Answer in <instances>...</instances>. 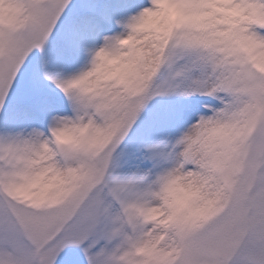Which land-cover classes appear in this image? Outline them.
I'll use <instances>...</instances> for the list:
<instances>
[{
	"label": "snow or ice",
	"instance_id": "6c2138e0",
	"mask_svg": "<svg viewBox=\"0 0 264 264\" xmlns=\"http://www.w3.org/2000/svg\"><path fill=\"white\" fill-rule=\"evenodd\" d=\"M215 2L0 0V264H264V0ZM133 36L139 81L97 76ZM41 154L73 177L53 202L16 194Z\"/></svg>",
	"mask_w": 264,
	"mask_h": 264
},
{
	"label": "clouds",
	"instance_id": "9594fccd",
	"mask_svg": "<svg viewBox=\"0 0 264 264\" xmlns=\"http://www.w3.org/2000/svg\"><path fill=\"white\" fill-rule=\"evenodd\" d=\"M243 0H216L209 5V13L218 16L221 23H228L233 26L245 18L249 12ZM162 22L158 17H146L141 23L138 32L143 36L145 33H155L162 27ZM147 39V37H144ZM127 47L131 49L130 54L117 57H104L97 69L96 75L100 77L114 76L134 86L141 78V73L147 69L139 63L141 56L146 55L141 44L143 40L133 36L125 41ZM254 59L258 61V66L264 69V52L254 54ZM71 138V133L61 131L57 134V139L67 141ZM44 154L37 156L34 160V171L28 175L16 188V194L26 200L42 203L53 202L65 194L66 187L71 183V173H59L50 165L45 166ZM170 193L191 215L195 216L207 210L211 206V200H202L197 206L190 203L191 187L190 182L185 178H177L170 186Z\"/></svg>",
	"mask_w": 264,
	"mask_h": 264
},
{
	"label": "rangeland",
	"instance_id": "374dc122",
	"mask_svg": "<svg viewBox=\"0 0 264 264\" xmlns=\"http://www.w3.org/2000/svg\"><path fill=\"white\" fill-rule=\"evenodd\" d=\"M120 1H121V0H120ZM121 3H122V2H120L119 6H118V5H114V7H115V6H116L117 8L122 7L123 5H122ZM51 48H52V45L50 46L49 51L51 50Z\"/></svg>",
	"mask_w": 264,
	"mask_h": 264
}]
</instances>
